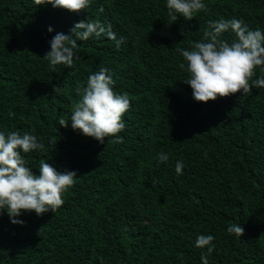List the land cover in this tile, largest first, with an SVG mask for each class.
<instances>
[{"label": "trees", "instance_id": "trees-1", "mask_svg": "<svg viewBox=\"0 0 264 264\" xmlns=\"http://www.w3.org/2000/svg\"><path fill=\"white\" fill-rule=\"evenodd\" d=\"M203 2L207 11L173 22L157 9L167 0H92L80 13L0 0V132L44 144L22 153L35 174L44 161L78 176L55 213L22 212L13 224L0 209V264H202V253L208 264H264V88L197 102L176 50H192L209 21L264 32V0ZM82 20L110 23L126 39L119 49L103 35L78 40L72 67L51 66V39ZM101 68L131 102L122 143L101 144L69 120ZM232 224L242 237L227 231ZM199 235L214 237L210 255L196 247Z\"/></svg>", "mask_w": 264, "mask_h": 264}, {"label": "clouds", "instance_id": "clouds-1", "mask_svg": "<svg viewBox=\"0 0 264 264\" xmlns=\"http://www.w3.org/2000/svg\"><path fill=\"white\" fill-rule=\"evenodd\" d=\"M91 2L92 0H34L37 6L51 4L54 8L73 13L86 10ZM157 9L166 10L167 18L175 22L178 17L190 21L195 13L207 11V6L203 0H167L165 9L162 6ZM100 11L103 12L102 7ZM48 31L52 32L53 29L49 27ZM70 32V35L57 33L49 42L50 51L43 58L51 66L63 64L72 67L78 40L103 35L115 42L119 49L126 39L117 38L110 23L104 25L99 21H79ZM226 32L234 33L236 39L231 43L222 39ZM203 37L202 41L193 44L192 50L176 49L186 62L179 67L189 74V78L183 82L191 87L195 101L207 103L218 97L249 94L253 86L264 88V75L253 80L257 68L264 73V32L260 29L250 30L243 20L220 19L208 22ZM113 84L106 68L92 74L69 119L73 130H78L101 144L105 143L107 137H115V143L123 142L118 134L125 129L123 116L131 107L127 93L117 94L113 90ZM69 120L61 117L58 124L67 128ZM44 147L30 133L13 131L5 135L0 132V209L7 210L13 224H23L22 220L16 219L22 212H35L37 216L49 211L55 213L64 204L63 194L74 186V178L78 177L76 171L59 172L44 161H41L39 174H35L27 166L22 153L43 150ZM168 158L165 153L159 154L160 162H166ZM182 168V162H177L178 175L182 174ZM227 231L238 237L244 235V228L238 224H232ZM213 240L212 235H199L196 247L207 246V254L210 255L215 248ZM201 260L202 264H208L207 255L202 253Z\"/></svg>", "mask_w": 264, "mask_h": 264}]
</instances>
